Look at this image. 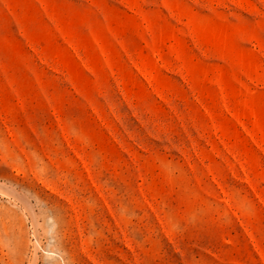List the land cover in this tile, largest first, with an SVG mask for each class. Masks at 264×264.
I'll list each match as a JSON object with an SVG mask.
<instances>
[{
    "label": "rangeland",
    "instance_id": "374dc122",
    "mask_svg": "<svg viewBox=\"0 0 264 264\" xmlns=\"http://www.w3.org/2000/svg\"><path fill=\"white\" fill-rule=\"evenodd\" d=\"M0 264H264V0H0Z\"/></svg>",
    "mask_w": 264,
    "mask_h": 264
}]
</instances>
